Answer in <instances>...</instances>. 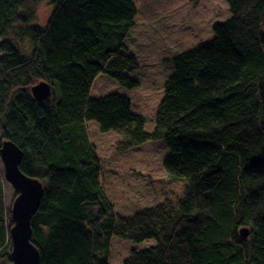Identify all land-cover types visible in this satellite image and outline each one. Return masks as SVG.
<instances>
[{
    "label": "trees",
    "instance_id": "trees-1",
    "mask_svg": "<svg viewBox=\"0 0 264 264\" xmlns=\"http://www.w3.org/2000/svg\"><path fill=\"white\" fill-rule=\"evenodd\" d=\"M224 1L232 17L213 27L215 39L170 62L148 132L128 97L92 95L101 75L139 88L132 76L141 66L126 44L136 0H0V150L13 141L24 152L21 170L45 186L32 219L42 264H111L115 238L155 243L124 264H264V0ZM40 2L53 7L46 27L31 25ZM37 81L51 86L49 102L33 98ZM91 122L119 134L121 152L163 141L168 177L187 182L178 205L118 213ZM2 181L0 264H11Z\"/></svg>",
    "mask_w": 264,
    "mask_h": 264
},
{
    "label": "rangeland",
    "instance_id": "rangeland-1",
    "mask_svg": "<svg viewBox=\"0 0 264 264\" xmlns=\"http://www.w3.org/2000/svg\"><path fill=\"white\" fill-rule=\"evenodd\" d=\"M138 15L127 41L129 54L141 69L132 76L139 88L128 91L105 75L99 76L93 87V97L111 94L128 97L136 113L147 120L146 130L152 132L158 108L164 98V86L173 75L172 59L215 39L213 27L231 19L224 0H136ZM35 19L31 25L46 27L53 7L40 2L33 7ZM17 26V25H16ZM18 45L31 54L28 39L17 40ZM40 83L35 82L33 86ZM31 89V88H30ZM92 143L103 165V181L113 205L125 218H133L144 209L163 204L176 207L183 195L186 180L173 181L164 170L165 159L172 151L163 142H149L130 151H118L122 137L116 132L101 133L99 125L89 123ZM0 175L6 205L11 211L17 197L15 187L5 178V165L0 155ZM154 242L135 246L115 238L112 242L111 264H124L132 250H147Z\"/></svg>",
    "mask_w": 264,
    "mask_h": 264
},
{
    "label": "water",
    "instance_id": "water-1",
    "mask_svg": "<svg viewBox=\"0 0 264 264\" xmlns=\"http://www.w3.org/2000/svg\"><path fill=\"white\" fill-rule=\"evenodd\" d=\"M31 93L39 102H49L52 98L51 86L46 81L33 86ZM0 155L5 165L6 181L17 191L10 211L13 221L10 231L11 264H42L41 253L32 242V219L41 206L45 186L39 179L30 177L21 170L24 152L13 141H3ZM249 234L248 228L240 230L243 239H247Z\"/></svg>",
    "mask_w": 264,
    "mask_h": 264
}]
</instances>
